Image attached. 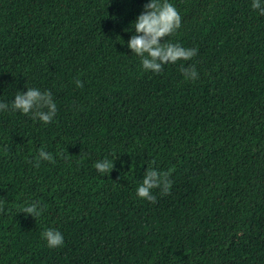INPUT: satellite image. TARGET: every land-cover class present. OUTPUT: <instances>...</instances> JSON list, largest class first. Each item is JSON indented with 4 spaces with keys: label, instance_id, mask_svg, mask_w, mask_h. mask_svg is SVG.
<instances>
[{
    "label": "trees",
    "instance_id": "1",
    "mask_svg": "<svg viewBox=\"0 0 264 264\" xmlns=\"http://www.w3.org/2000/svg\"><path fill=\"white\" fill-rule=\"evenodd\" d=\"M147 2L0 0V101L37 87L57 104L48 125L0 112V264H264V15L170 0L181 27L160 43L197 55L154 74L127 47ZM148 167L172 170L154 202L136 196Z\"/></svg>",
    "mask_w": 264,
    "mask_h": 264
},
{
    "label": "clouds",
    "instance_id": "2",
    "mask_svg": "<svg viewBox=\"0 0 264 264\" xmlns=\"http://www.w3.org/2000/svg\"><path fill=\"white\" fill-rule=\"evenodd\" d=\"M251 8L258 14L264 15V0H252ZM181 27V17L170 0H148L143 11L131 22L130 28L136 33L127 42V47L139 58L144 71L158 74L166 64H176L178 61H189L197 55L195 48L183 46L171 41L161 44L165 37H171ZM129 31V29H125ZM122 40V39H121ZM123 41V40H122ZM124 43V41H123ZM183 78L195 80L198 77L196 69L185 68ZM77 88L82 87L80 80H75ZM11 110L22 115H29L44 125L51 123L57 114V104L51 91H41L37 87H27L26 92L17 91L9 103L0 101V112ZM59 155V154H58ZM36 163L40 161L55 162L52 153L41 147L34 157ZM93 167L100 174L111 172L114 160L107 157L97 160ZM171 169L167 172L148 167L140 183L136 187V196L142 200L155 201L152 190L159 188L162 195H168L172 187L170 180ZM45 208L36 202L21 203L19 212L32 217H41ZM49 249L63 246L64 237L61 231L47 228L41 233Z\"/></svg>",
    "mask_w": 264,
    "mask_h": 264
}]
</instances>
